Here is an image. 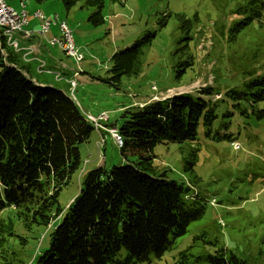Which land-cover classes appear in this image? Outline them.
Instances as JSON below:
<instances>
[{
  "label": "rangeland",
  "instance_id": "rangeland-1",
  "mask_svg": "<svg viewBox=\"0 0 264 264\" xmlns=\"http://www.w3.org/2000/svg\"><path fill=\"white\" fill-rule=\"evenodd\" d=\"M23 2L24 9L20 0L8 1V5L26 12L30 30L39 24L32 12L42 11L51 23L47 39L60 36L54 16L64 19L77 55L66 57L57 46L45 47L40 42L41 47L31 48L21 36H13L19 42L14 54L23 63L34 62L33 82L46 84L37 79L48 78V85L62 89L85 119L102 113L107 117L97 125L106 146L94 145L98 134L93 130L90 141L80 146L82 161L89 152L103 148L97 159L104 157V169L119 165L123 158L108 130L110 125H119L125 108H141L176 94L195 96L208 87L213 93L209 103L217 106L218 118L210 129L199 124L193 145L158 144L153 150L154 166L165 169L169 179L187 184L190 201L201 203L204 214L161 259L152 257L143 264H195L218 248L234 253L244 264H264V123L242 125L235 120L236 112L223 119L220 114L227 105L218 102L224 92L242 90L252 77L264 76V6L257 21L252 11L241 12L251 0H103L104 23L92 26L87 18L95 10L82 8V3L66 11L59 0L41 5ZM178 17L189 22L188 31L184 32ZM242 20L246 27L234 26ZM235 29L241 32L231 35ZM147 33L154 38L142 50L139 74L122 77L118 88L101 82L113 53ZM36 70L51 78L34 74ZM193 148H198V157L191 179L182 169L183 158ZM80 172L81 168L60 192L58 203L63 211L79 192ZM14 214L13 208L3 209L0 222L11 219L14 235L27 244L6 239L0 247V264H31L47 248L48 232L45 228L25 230Z\"/></svg>",
  "mask_w": 264,
  "mask_h": 264
},
{
  "label": "trees",
  "instance_id": "trees-1",
  "mask_svg": "<svg viewBox=\"0 0 264 264\" xmlns=\"http://www.w3.org/2000/svg\"><path fill=\"white\" fill-rule=\"evenodd\" d=\"M23 1L41 5L47 0H20L25 7ZM59 1L66 11L82 3V8L95 10L87 18L92 26L104 23L103 0ZM262 3L251 0V5L241 12L252 11L254 19L261 20ZM35 11L48 22L42 11ZM178 18L184 23V32L188 31L189 22ZM36 20L39 24L32 30L31 38L15 35L21 36L22 41L41 42L38 38L46 37L47 33L43 36L36 33L42 23ZM54 21L66 24L56 15ZM50 25L49 22L48 31ZM246 25L242 20L234 26L242 29ZM241 29H235L231 35ZM60 38L61 35L57 38L61 42ZM153 38L147 33L131 46L113 53L101 82L118 88L122 77L137 76L142 50ZM2 39L0 211L13 208L15 218L25 230L45 228L48 232L47 248L31 264H143L152 257L161 259L185 235L189 225L202 218L204 208L201 203L190 201L187 184L169 179L165 169L154 166L153 150L158 144L193 145L199 124L205 129L213 126L218 114L217 106L209 103L213 95L210 88L195 96L176 94L141 108H125L119 125H110L122 138L119 152L123 160L109 171L93 170L97 161L91 164L87 159L82 161L80 146L90 141L93 130L100 134L99 130L85 119L66 93L48 84L34 83L29 72L34 62L23 63ZM47 45L61 49L58 44ZM35 74L44 72L36 70ZM222 95L218 102L227 105L220 114L223 119L236 112L239 117L235 120L242 125L264 123V76L252 77L242 90ZM100 141L106 146L105 138L100 137L95 143ZM100 150L103 148L97 152ZM197 154L198 148H193L183 158L182 172L191 179ZM80 168L83 175L79 192L63 211L58 203L60 192ZM13 229L11 219L0 222V247L8 238H17L22 246L27 244L26 239L14 235ZM195 264H244V261L218 248Z\"/></svg>",
  "mask_w": 264,
  "mask_h": 264
},
{
  "label": "built area",
  "instance_id": "built-area-1",
  "mask_svg": "<svg viewBox=\"0 0 264 264\" xmlns=\"http://www.w3.org/2000/svg\"><path fill=\"white\" fill-rule=\"evenodd\" d=\"M8 1L11 0H0V40L5 39L7 46L17 49V41L13 38L15 34L21 35L24 39H29L32 37V30L28 29V22H26V12L24 10L16 11L10 5H8ZM40 18L42 20L39 29L36 31L38 35L43 36L48 31L47 21H44V17L41 13H39ZM63 34H66V44L65 46H60L62 51L67 57L77 56L75 51V46L71 39V32L67 28L66 25H63ZM55 39V38H54ZM47 44L52 45V40L47 42ZM74 59V58H73ZM90 117V116H89ZM92 125L95 129H98V124L103 120L107 119L104 113L100 114L97 118H92ZM108 130L111 139L116 145V139L118 137V132L115 127H110ZM102 142H100L101 145Z\"/></svg>",
  "mask_w": 264,
  "mask_h": 264
},
{
  "label": "crops",
  "instance_id": "crops-1",
  "mask_svg": "<svg viewBox=\"0 0 264 264\" xmlns=\"http://www.w3.org/2000/svg\"><path fill=\"white\" fill-rule=\"evenodd\" d=\"M54 38H56V36L55 37H53V38H51V39H47L46 37H39L38 39H40L41 40V44L42 45H44L45 47H49V45H47V42H49L50 40H52V39H54ZM24 42V44H25V46H28V47H34V48H36V45H37V47L39 46V47H41L40 46V43L39 42H37L36 40H30V41H28V40H25V41H23ZM29 72H30V74H31V72H32V65H31V67H29ZM35 74V73H34ZM42 75H47L46 73H44V74H42ZM47 76H49L50 78H51V75H47ZM43 78H42V80L41 79H37L40 83H46V84H48L49 82H48V78H44V76H42ZM33 80H36V79H33ZM50 83H52V82H50ZM41 85V84H40ZM62 90V89H61ZM63 91V90H62ZM135 104H137V102H135ZM104 134V133H103ZM101 134H98V138H100L101 136H100ZM96 140L97 139H95L94 140V145H95V142H96ZM97 157H98V154H96V152H95V150H94V152H89V155H88V157L86 158L89 162H90V164L91 163H94V161H97L98 159H97ZM100 158V157H99ZM96 163V162H95Z\"/></svg>",
  "mask_w": 264,
  "mask_h": 264
},
{
  "label": "bare ground",
  "instance_id": "bare-ground-1",
  "mask_svg": "<svg viewBox=\"0 0 264 264\" xmlns=\"http://www.w3.org/2000/svg\"><path fill=\"white\" fill-rule=\"evenodd\" d=\"M21 6H22V8L24 9V6H23L22 4H21ZM39 13H40L39 11H34L32 15H33V17H34L35 19H40V20H41ZM26 22H28V21H27V14H26ZM40 25H41V24H40ZM47 25L49 26V22H47ZM63 25H66L63 21L59 22L58 28H59L60 35L62 36V39H64V43H62V41L60 42L57 38H55V39H52V45H54V44H58L59 46H65V44H66V34H63ZM48 29H49V27H48ZM86 120H87L89 123L92 124V120L90 119V117H87ZM122 145H123L122 138H121V136L118 134V137H117V139H116V146H117V148H121Z\"/></svg>",
  "mask_w": 264,
  "mask_h": 264
},
{
  "label": "water",
  "instance_id": "water-1",
  "mask_svg": "<svg viewBox=\"0 0 264 264\" xmlns=\"http://www.w3.org/2000/svg\"><path fill=\"white\" fill-rule=\"evenodd\" d=\"M100 168H104V157L103 156L98 159L96 165L93 167V170H97Z\"/></svg>",
  "mask_w": 264,
  "mask_h": 264
}]
</instances>
